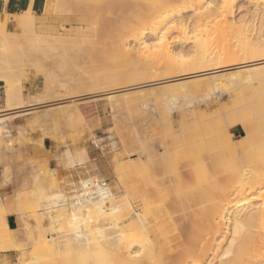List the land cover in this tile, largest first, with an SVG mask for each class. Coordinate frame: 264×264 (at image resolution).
Listing matches in <instances>:
<instances>
[{
  "label": "rangeland",
  "instance_id": "rangeland-1",
  "mask_svg": "<svg viewBox=\"0 0 264 264\" xmlns=\"http://www.w3.org/2000/svg\"><path fill=\"white\" fill-rule=\"evenodd\" d=\"M51 1L50 11L48 14L45 13V10L43 8L41 12L33 15L36 30L35 28L27 26L0 29V123H3L0 124V220L2 216H6L7 218L9 215H14L18 218V229L14 232H5L2 225L0 224V239L2 240V242L0 240V245H3L4 242L10 237V241L15 242L19 246L25 243L24 246L26 247L24 248V246L22 245V247L24 248L23 252H26V254L24 252L26 258L25 256H22L24 257L22 258L15 251L10 252L1 249V245L0 264H19L20 260L23 261V264H53L54 262V264H85L87 263L86 261H88L87 264L91 263L90 259L88 260L84 258L85 256L81 255L80 253L79 255L67 251V254L66 251H62L53 255L48 254L42 251L40 245L38 244L43 236L48 235L52 236L53 238H58L59 236H70L77 231L76 228L79 227L80 232L85 230L91 224L93 218L92 214L88 215V217L92 218H88L86 217L87 215L82 214V217L76 216L78 218H76L77 221H73L74 219H72L73 222H71L73 224L71 223V225H69L68 217H70V215L72 214H70L69 209H67V207L65 206L54 208V205L51 204L52 202H56L57 200H62V198L64 199L66 195H68L67 193L70 192L73 183L77 184L80 177L88 178V176H92L96 179L98 178L104 180V182L108 184L113 190L119 189L120 195H118L117 198L119 205H117L122 206L126 202L125 195L129 190V173H132L135 177V182H132L131 184V186L133 185V190L131 191L134 195L135 193L137 194L138 189L140 190V188L145 189L146 191H149V189H151L150 186H147L148 182L146 181L145 177H147L146 175L148 173L146 174V171L144 170V166L142 164L146 163L147 159L149 160V164H156L161 168L162 172H160V174L162 175L163 179L167 180L170 177V179L168 180H171V182H175L173 180H175L176 176L184 177L182 176V174L185 175L184 166L186 167L187 162L193 163L198 160L204 162L203 160L205 158L202 157L203 154L204 157L210 159V164H213V162L215 164H218V162L222 160L223 157L225 158V156L228 157H226V160L234 161L235 166L240 161L245 160V157L241 158L243 156V153H241L240 150H236V157L235 155L232 156L233 154L228 155L230 153H224L225 148L230 146L234 148L238 145L237 140H240L245 135L244 130L239 125H235L234 127L227 129L228 133L224 136V140H220L219 142V139H217V136L215 134L216 129L214 127H216V123H218L222 118L225 119L227 117L226 115L229 112H232L231 115H234V112H236V114H239L242 111L244 112L246 110L248 106L247 103L249 104L250 102H252L250 104H256V102L258 101V95L255 93L254 89L252 91L247 90V94L245 93L246 90L242 89L241 92H243V95H241V88L239 89L238 85L241 81L240 79L243 80L244 78L250 76V74L253 75L255 68V72L260 70V72L264 71V65H262L264 64V62L262 63L260 62L261 60H259H264V48L262 47L264 46V42H262L264 40V18L262 19V21L261 18L253 17L254 15L252 16L251 14L252 8L254 6L253 4H257V6L263 8V0H254L253 2L242 0L239 3L233 4L232 15L227 16V19L224 20L227 23L226 25H228V27H230V25L232 24L234 28L231 26L232 29L231 27L229 28V30L231 29V31H229L228 29V31L225 30L226 32L223 33L224 36L221 34L220 30L218 31L217 29L213 28V25H215L214 23L216 21V25L217 23H220L223 26L225 25V23L223 24L222 18L216 19L214 22H212V29L211 27L208 28L211 24L208 25L204 30L206 32L201 33V38H203L202 40H205L207 44L206 46L208 49V53H211L213 55H211L210 57L209 54L208 57L211 59H209L211 63L209 62L205 64L207 68L204 65V67L201 66L203 69L200 68V66L191 69L187 67L185 68V66H180V68L176 70V73H178V75L176 74V76L174 75V72L171 74L164 72L165 70L163 71L161 67H159L160 71L158 70V73V71L156 70L158 66L156 67V65L152 64L151 62L148 64V66L152 65L151 71H149L147 68H143V71L141 68L140 71L142 70L143 72H139V67L133 66V68H135L136 70L135 72L137 73V75L134 73L133 75H131V71L133 69H131L132 66H129L127 64H125V67L124 65L122 66L120 63L121 58L118 59L117 56H113L117 54V44L119 48L121 47V49L125 53L127 52L126 54H131L135 57H138L140 55L142 56L143 46L147 44L152 45L156 42L155 35H148L145 37L146 40L142 38V40L137 42L134 40L118 42L115 43L116 46L113 43L115 46L114 48L112 47L113 44L110 47L109 45H107V42L99 41L89 43L86 42L87 38L85 37V34L76 35L74 33L77 29H79V27L65 22L64 18L68 16L69 13H71L72 15L71 11H73V9L75 8L74 6L72 7L73 3H78V6L83 4L84 6L82 5L80 7H83L84 9L85 7L87 8L88 5L94 4L96 0H74L75 2L71 0ZM216 1L217 0H205L202 5L206 7V5H212L213 2ZM46 2L48 3V0ZM46 5L47 4L45 3V6ZM69 6H71L70 11ZM65 8L67 10L66 12L63 10ZM80 10L78 11L80 12ZM194 14V11H187L182 14V17L187 18V20H189L188 22H190ZM22 16H25V13L17 15V17ZM252 25H254L255 29ZM235 26L238 29H240V27H244V36L248 34L246 35L247 37H244V41L246 40V43L247 41H251L249 43L251 45L248 46L249 48L251 47V49H253L254 46V50L260 53L263 52V55L261 57H259L258 59H256V57H253L254 60H251V62H255H253V65L256 64L260 66L253 67L254 69H245V72L243 71V73L245 74H241V76H238L241 77L240 79H238L236 76L234 77L233 75L235 74L228 75V73L236 72L230 68L229 70L227 69L222 71H212L214 69L216 70L218 68H224V66H238L242 63H250L249 60L245 62L248 58V55L245 54L246 50H248V47H245V45L242 47V45L246 43L242 44L239 40V42L235 40ZM251 26L254 30L251 28ZM207 29H209V33L207 32ZM35 31H37L36 36L34 35ZM213 32H217V34H214ZM227 32L231 34H229L228 36ZM197 33L190 30L188 31V35L186 34L182 36L178 31L172 32L171 34L167 35L165 39L167 48L169 49L170 53L172 52L171 55L176 54L175 56L178 63L181 62L178 59L182 60L183 58L185 59L183 60V63L186 64L188 63V60L191 61V59L189 58H194V55H196L195 53L198 49H196L197 46L195 45L194 40H196V37H198L196 36ZM260 34L261 37L259 36ZM206 35L209 37H207ZM230 36H232L233 38H231ZM256 36L258 37L257 39L255 38ZM182 37L187 38V41L182 43ZM206 37L209 40L206 41ZM75 40L77 41L75 42ZM252 42H254V44H257L253 45ZM261 43L263 44L261 45ZM100 44H102L104 47L102 45L100 46ZM105 44L109 46V48L106 49ZM232 45L236 48L237 51L233 49ZM257 45H259V47ZM34 46L37 47L33 48ZM239 46H241V48ZM244 47L246 48V50ZM260 47H262L261 50ZM224 49L225 51L228 50L232 53H236L239 58L236 57L234 61L225 59L226 52H223ZM179 51L181 53H179ZM217 51L221 52H218L217 55ZM242 53L246 55L245 61L243 60L245 56ZM260 53L258 54L259 56L261 55ZM188 55H190L189 58L187 57ZM220 57L223 58V62L221 61L222 58ZM216 58H219V61L221 62L220 64L218 63L219 61ZM248 59H251V56ZM213 60L216 61L214 62ZM241 61L243 62L241 63ZM208 64L210 65V67L207 66ZM217 64H219L220 66ZM126 66L131 69L130 72L129 69H126ZM153 67H155L156 69H152ZM257 68L260 69L258 70ZM185 69H187V71L188 69H190L189 73L185 71ZM192 69L193 72L196 71V73H193L191 71ZM181 70H184L185 73L188 74L184 75L185 73ZM198 70L201 71L199 72ZM246 70H250V74L246 72ZM137 71L140 73V75L142 73H144V75L142 74L143 76L139 77V73ZM146 71L148 73H146ZM179 72L182 73L179 75ZM217 74L223 75L224 77L220 76V78ZM146 75H148V77H146ZM128 76L133 79V81H130V78ZM132 76H135L136 78H132ZM226 77L229 78H227L228 81H226L227 79L225 80ZM121 78L123 79L120 80ZM237 79L239 80V82ZM99 81L100 83H102L101 85ZM193 81L195 84L200 82L198 84L205 85L204 83H208L210 84V86H212L213 84L214 85L212 86V89L210 87L208 91H204V93L207 91V94L201 93L202 91H197L196 93L193 91L194 94H189L192 92V90L190 92L189 88H191L194 84ZM202 81H204V83H202ZM236 81L238 82V85ZM170 85L176 87L173 88ZM229 85H231V87ZM252 85L253 87H256V83H253ZM232 86H234V89L232 88ZM225 87H228V92H226ZM175 89L180 91L177 92ZM232 89L234 91L232 95H230V91H232ZM170 90L172 91V93L170 92ZM181 91L182 93H180ZM228 96H231L230 99ZM239 96V99L241 100L238 99ZM189 99L191 100V102L189 101ZM248 100L250 101L248 102ZM232 101L235 102L233 103ZM239 101H242V103L240 102L241 105L243 104L242 106L240 105V103H238ZM163 103L166 104V106H164ZM231 104L234 105H232V107H229L231 106ZM190 105L191 107H189ZM245 105H247L246 108ZM243 106L244 109H242ZM229 108L231 110H229ZM240 108L242 109L241 112L239 111ZM223 109L225 112L222 113ZM220 110L221 114L219 113ZM167 111H169V113ZM186 112L189 113V115H185ZM216 112L217 116H214L213 114L216 115ZM243 112L241 114H243ZM181 113L186 116V120L190 119L187 117H191V125H189V121H185L187 122L186 124H188L189 128L191 126V130L189 128L186 129L180 126L183 122V120H180V117H183V114L181 115ZM207 113H212V115H209ZM169 114L170 120L168 119ZM202 114H204L203 117L201 116ZM206 116H209V119L208 117L206 118ZM211 118L212 120L214 119V121H212ZM168 120L172 122L168 123L167 125ZM213 124H215V126ZM166 125L170 127L171 132H169L168 128H166ZM202 126H205L206 128L204 129ZM154 127H156V129H153ZM194 127L195 129L197 127L198 132H196ZM166 129L168 130V132L166 131ZM185 129L187 131L189 129L191 133L190 136L188 133H186L187 131ZM192 129H194L195 131L193 132L197 134L201 130V135L205 138L203 145H207L205 149L206 151L200 153H198L199 151H196L192 143L197 141L199 138L197 139V135L195 134L192 135ZM153 130L156 132L153 133ZM146 132L148 137L146 135ZM167 133L172 134L170 135L169 140L167 139L169 135H167ZM184 133L188 134V137ZM164 135H166L167 138L165 139L168 141H165V139L163 141L162 138L165 137ZM176 135L177 137H175ZM259 136L260 138H255V140L258 145L262 146V144H264V141H260V139L264 140V137L263 135ZM228 137H230V140L228 139ZM178 138L180 141L178 140ZM193 138L195 139L193 140ZM155 139L157 141H155ZM170 139H177V146L175 145L176 140H172V142ZM184 139L186 141L184 142L186 146L185 144H181ZM142 140L146 141L147 144H150L148 145L150 146V148L148 147V149L149 151L151 150V153L149 152L146 155L142 153ZM228 140L230 141V143L228 142ZM152 141L155 143H152ZM227 142L229 143L228 146ZM180 144L182 147L180 146ZM225 144L226 146L224 147ZM166 145L167 147H165ZM151 146H154V149H151ZM154 150L157 151L155 155L153 154ZM220 150H223V154L226 155H222V152ZM215 151H220V153H217ZM219 154H221L222 156ZM251 154H244V156H248L246 160L250 161V159L252 158L251 160L256 159L260 161V157L263 158V154H261V152H259L261 156H256L258 154L254 155L255 153L252 155ZM156 155H158L157 158ZM177 155L178 158H175L177 157ZM188 155H191L190 157L192 158L188 159ZM197 157H199L200 159L198 158L197 160ZM159 158L162 163L160 160H158ZM163 158L166 160L164 161ZM175 159H177L178 162L173 161ZM126 161L130 169H126L129 168L126 167ZM207 161L209 163V160H206V163ZM166 164H169V166ZM175 164H180L177 168L178 171H184H182V173L173 171L176 169ZM171 165L173 167H171ZM131 166H134V168ZM163 166H165V169L163 168ZM132 168L135 169V171H133ZM172 172H175L176 175ZM177 173H179L180 175H177ZM78 174L80 176H78ZM122 177H124L123 180ZM51 178L53 180H51ZM193 179H187V183H181L180 187H175L176 190L178 189V191L183 196H189L192 190H194L192 188L194 187L195 182L199 181L197 177H193ZM41 181L43 182V184ZM55 184L57 187L55 186ZM125 185H127V187ZM183 186H185L186 189L188 187L189 188L186 190ZM221 186H223V184H221ZM182 187L185 190L182 191ZM134 188L136 190H134ZM188 190L190 191V193ZM185 191H187L186 194ZM259 191H264V186L260 190L256 189L255 193L253 192V195H256V193H258ZM60 192L62 193L61 196L59 194ZM54 195L56 196V198L58 197L56 201H54ZM57 195H59L60 197ZM47 196L49 197L47 198ZM247 196L249 195L247 194ZM260 200L262 201V199ZM260 200L250 201L251 206L250 204L248 205V207L246 206L247 210H249V208H254V205H261ZM49 202L51 203L49 204ZM135 205H138V203H135ZM167 207H170L167 208V211L173 214V206L170 204ZM50 210L58 211L55 215V219L53 220V226H51L52 220L50 221V218H48V212H51ZM80 210L82 211V209ZM170 210H172L173 212ZM76 211L78 210H75V213ZM137 211L141 212V208H139V206L137 207ZM73 215L75 214L73 213L71 218H75ZM231 216H227L223 221V225L219 231L220 233H218L216 237L213 238L214 241L208 248V255L206 254L204 261L200 264H218L219 261L222 260L220 255L226 249L228 242L233 236L229 232L231 229L229 227L231 224ZM64 217L66 218L63 219ZM190 224L191 223L189 221L185 222V225L189 226ZM86 225L87 227H85ZM171 229L172 226L170 227V229L169 227H166L164 229V232H170L172 231ZM7 235L9 237L6 238ZM2 236H4V239H6L4 240V242ZM35 248L39 254L36 251L34 252ZM134 251H136V249ZM82 260L85 263L81 262Z\"/></svg>",
  "mask_w": 264,
  "mask_h": 264
},
{
  "label": "bare ground",
  "instance_id": "bare-ground-1",
  "mask_svg": "<svg viewBox=\"0 0 264 264\" xmlns=\"http://www.w3.org/2000/svg\"><path fill=\"white\" fill-rule=\"evenodd\" d=\"M50 1L51 0H48V3L46 2L47 5L44 6V10H45L46 14H48L50 11ZM71 1H74V0H71ZM204 1L205 0H99V1L96 0L95 3L92 2L94 4L88 5L87 8L85 7L84 9H83V7L82 8L80 7L83 4L78 6V3H75L76 5L73 3L74 5L72 4V7L74 6L75 8L73 9V11H71L72 15H71V13H69V14L67 13L68 16H66L64 18V21L68 22L69 24L78 26L79 29H77L74 33L76 35L85 34V37L87 38L86 42H89V43L99 42V41L100 42H107L108 43L107 45H109L110 47L113 43L115 44L118 42H126L128 40H134L137 42V41L142 40V38L145 39V37L148 35H155L156 36V42L152 45H149V44L144 45L142 48L143 49L142 56L140 55L138 57H135L131 54L130 55L126 54L127 52L125 53L121 49V47L119 48L118 44H117V46L115 44L116 48H118L116 50L117 54L113 55V56H117L118 59L121 58L122 61L120 59V63L122 66L124 65V67H125V64L132 66L131 69L133 68V66L139 67V72H141L143 70V68H147L149 71H151L152 65L148 66V64L151 62L152 64H155L156 67L158 66L157 69L155 67H153L152 69H156L157 71L158 70L160 71L159 67H161V69H163V71L165 70L164 72L170 73V74L174 72L175 73L174 75L176 76V74L178 75V73H176L177 72L176 70H178L180 68V66H185V68L187 67L190 69L196 68L198 66H200V68H202L201 66H203V65L205 66V64L210 62L211 59L208 57H209V54H210V57L212 54L208 53V51H207L208 49L206 46L207 44H206L205 40L204 41L202 40L203 38H201V36H202L201 33L206 32L204 30L207 28V26L211 24L208 27V28H210L212 26V22H214L216 19L222 18L223 24L225 23V25L223 26L220 23H217V25H216V22H217L216 21L214 23L216 26L213 25V28L217 29L218 31L220 30L221 34L224 36L223 33L226 32L225 30H227V29L229 30V28L232 26V24L230 23L231 25H230V27H228V25H226L227 23L225 22L224 19H227V16L232 15L233 4L239 3L242 0H217L216 2H213L212 5H206V7L204 5H202ZM248 1L253 2L254 0H248ZM51 4H52V1H51ZM253 5L254 6H253L252 11H251L252 16L254 15L253 17H259L262 20L264 18V5H263V8H260L259 6H257V4H253ZM70 9H71V6H69V11H70ZM77 9L78 10L81 9L80 12ZM63 10L65 12L67 11L66 8ZM187 11H194V13H195L193 15V17L191 18L190 22H188L189 20H187V18L182 17V14L187 12ZM63 12H62V14H63ZM33 17L34 16L31 12H25V16H22V17H17V15H9V16L5 15L0 20V29L15 28V27H19V26H21V27L27 26V27L35 28V23H34ZM253 20H254V18H253ZM252 26L254 28V25H252ZM252 26H251V28H252ZM232 27H231V29H232ZM211 29H212V27H211ZM231 29L229 31H231ZM235 29H233L236 31L235 32L236 34H234V35H236L235 40L236 41L239 40L240 43H242V44L246 43L245 42L246 40L244 41V37H247L246 35H248V34H246L244 36V34H245L244 33V27H240V29H238L236 27ZM35 30H36V28H35ZM61 30H66V29H61ZM190 30L192 32H196V33L200 32V33H197L200 35L196 34V36H198L199 38L196 37L197 39L194 40L195 41L194 43L197 46V48L196 47L195 48L198 50L196 51V53H195L196 55H194V58H189L190 55L187 56L189 59H191V61L186 59V60H188V63H186V61H185L186 64H184L183 60H185V59L182 58V60H181V59L177 58L178 60L181 61L178 63L176 60V56H175L176 54L171 55L172 52L171 53L169 52V49L167 48V44L165 42V39H166L167 35L171 34L172 32L178 31L183 36L186 34L188 35V31H190ZM260 31H262V30H260ZM207 32L209 33V29H207ZM217 32H215V33L217 34ZM36 33H37V31L34 32L35 36H36ZM229 34H231V33L227 32L228 36H229ZM58 35H60V34H58ZM63 35H65V34H63ZM216 36H218V35H216ZM232 36H230V37L233 38L234 36L233 37ZM259 36L261 37V34ZM207 37H209V36H207ZM207 37H206V41L209 40V39H207ZM62 38H64V37H62ZM83 38H84V36H83ZM212 38H213V36H212ZM255 38L257 39L258 37L256 36ZM181 39L183 41V42L181 41L182 43L187 41V38L182 37ZM255 40H254V42H255ZM55 41H57V40H55ZM76 41L77 40H75V42ZM261 41H262V39H261ZM212 42H213V39H212ZM250 42L247 41V43H246L247 45L243 44L242 47L244 45H245V47L250 46L251 45V44H249ZM254 42H252L253 45L257 44V43L254 44ZM262 42H264V40ZM53 44H55V43H53ZM114 44L112 46L113 48L115 47ZM262 44L263 43H261V45ZM101 45L102 44H100V46ZM107 45L105 44L106 49L109 48V46H107ZM32 46H33V44H32ZM208 46H209V44H208ZM257 46L259 47V45H257ZM36 47L37 46H34L33 48H36ZM55 47H56V45H55ZM232 47H233V45H232ZM239 47L241 48V46H239ZM262 47L264 48V46H262ZM262 47H260V50L262 49ZM233 49L236 50L235 47H233ZM237 49H238V47H237ZM98 50H100V49H98ZM193 50H195V49H193ZM245 50H246V48H245ZM241 51H240V53H241ZM218 52L219 51H217V55H218ZM223 52H226L225 53V59H227V60H231V61L233 60L234 61L235 58L238 57V55H236V53H232L228 50L225 51V49H224ZM223 52H222V54H223ZM243 52H244V49H243ZM179 53H181V52L179 51ZM259 53L260 52L254 50V46H253V49H251V47L250 48L248 47V50H246L245 54L248 55V58L251 56V59L247 58V60H246L245 59L246 55H244L243 53L242 54L245 56L243 60L244 61L246 60L245 62H247L249 60L250 63H242L243 61H241V63H242L241 65L229 66V67L224 66V68L222 67V68H218L216 70L214 69L212 71H222V70H227V69L229 70V68H230L236 72L228 73V75L229 74H231V75L235 74L233 76L234 77L236 76L238 79H240L241 77H238V76H241V74L244 75L245 73H243V71L245 69H247V70L249 68L254 69L253 67H259L260 66V65H256V64L253 65L255 63L254 61H253L254 63L251 62V60H254L253 57H256V59H258L259 57H261L263 55V52L260 53L261 54L260 56L258 55ZM222 54H221V56H222ZM143 55H145V56H143ZM177 56H178V53H177ZM215 56H216V54H215ZM220 58H222V57H220ZM192 59L193 60L195 59V60L193 61ZM216 59H218V61H219V58H216ZM259 60H261L260 62H262V63L264 62L263 59H259ZM213 61L215 62L216 60H213ZM221 61L223 62V58ZM189 62H191V63H189ZM238 62H237V64H238ZM52 63H53V61H52ZM218 63L220 64L221 62L219 61ZM219 64H217V65H219ZM232 65H233V63H232ZM262 65H264V64H262ZM146 66H148V67H146ZM207 66L210 67L209 64ZM141 68H142V70L140 71ZM181 68H184V67H181ZM126 69H129V72L131 71V69L128 67ZM133 69H134V71H133ZM133 69H132L133 72L131 71V75H133V73L137 75V73L135 72L136 71L135 68H133ZM190 69H188V71H187V69H185V71H187L189 73ZM209 70H210V68H209ZM247 70H246V72H248L250 74V70L249 71H247ZM255 70H256V68L254 69V73L252 70L253 75H251V74H250V76L246 75V76H248L246 78H244L242 76L244 79L243 80L240 79L241 80L240 82L237 79L239 82V85H238L237 81H236V83H237L239 89L241 88L240 92L242 89H244V90H246L245 93L247 94V90L252 91L254 89L255 93L258 95L257 96L258 101L256 102V104H250L252 102H250L248 104L245 101L248 105V106L245 105V108L247 106L246 110L244 112L242 111V109H244V106L242 109L241 108H240V110L238 109L240 112L242 111L243 114H241L242 113L241 112L239 114L237 113L238 114L237 115L236 112H234V115H231L232 112H229L230 114L228 113L229 115L227 114L226 115L227 117L225 119L222 118L220 121L218 120L219 122L216 123V127H214L216 129L215 134L217 136V139H219V142H220V140H224V136L228 133L227 129L232 128L235 125H239L244 130L245 135L240 140L239 139L237 140L238 145L234 148L231 146L225 148L224 153H226V154L230 153L228 155L233 154L232 156H234L237 153L236 150H238V151L240 150L241 153H243V156L241 158L245 157L244 158L245 160L240 159L242 161H240L235 166V162L230 161V160H226L228 157L225 156V158L223 157V159L220 160L218 162V164H215L213 162V164H214L213 165V164H210V159H208L207 157H204V154L202 153L203 154L202 157L205 158L206 160H209V163H208V161L206 163L205 159L203 160L204 162L199 161L198 160L199 157H197L198 161H195L193 163L187 162L186 167L184 166V170H185L184 174L185 175L182 174V176H184V177L176 176V178L174 177L175 180H173L175 182H171V180H168V179H170V177L167 180L163 179L162 175L160 174V172H162L161 168L158 167L156 164H149V160L147 159L146 163H142V164L144 166L143 168L146 171V174L148 173L146 175L147 177H145L146 181L148 182L147 186H150L151 189H149V191H146L145 189L140 188V190L138 189L137 194L135 193V195H134L133 192L131 191V190H133L132 189L133 185L131 186V184H132V182L133 183L135 182L134 181L135 177L132 173H129L128 174V181L130 182L129 183V190H128V192H126L127 194L125 195V201L126 202L122 206L121 205L118 206L119 202L117 201L118 195H120L119 189L113 190L108 184H106L104 182V180H101L98 178L96 179L92 176L91 177L88 176V178L80 177L77 184L73 183V186L69 192L70 194L67 193L68 195H66V197L64 196L65 197L64 199L62 198V200L60 199L57 201H56V199H58V197L56 198V196L54 195L53 198H55L54 201H56V202L51 201L52 203L49 202V204L50 203L53 204L54 208L65 206V207H67V209H69L70 214L71 213L75 214V215H73L75 218H71L72 214L70 215V217H68V220H69L68 224L69 225H71V223L73 221H77L76 218L78 216L82 217L83 216L82 214L87 215L86 217H88L89 214H92L93 218L88 217V218H92L91 224L88 227H87V225H88L87 224L85 226L87 228L85 230L82 229L83 231H80V232H79V227L76 226V227H78V228H76L77 231L70 236H59L58 238H53L52 236H48V235L43 236V238L38 242L42 251H44L48 254H51V255L56 254V253H60L62 251H64V252L66 251V253H67V251L73 252V254L74 253L75 254L80 253L81 255L85 256L84 258L91 260V263H89V264H200L204 261V258L206 257V254L208 252V248H209L210 244L214 241L213 238H215L216 235L218 233H220L219 231L223 225V221L225 220V218L227 216L232 215L230 217L231 224L229 227L231 229L229 232L233 236L230 239V241L228 242L226 249L220 255L222 260H220L219 263L218 262L217 263L218 264H264V191H259L258 193H256V195H253V192L255 193L256 189L260 190L264 186V146H263L264 144H262V146H263L262 147V146L258 145L256 140H255V138H260L259 135H263V137H264V71L260 72L261 71L260 70V71L255 72ZM159 71H158V73H159ZM181 71L185 73L184 70H181ZM191 71L193 72V69ZM203 71H205V70H203ZM146 73H148V72L146 71ZM181 73L179 72V75ZM188 73H185L184 75H186ZM193 73H196V71ZM248 73H246V74H248ZM142 74L144 75V73H142ZM142 74L140 75V73H139L138 74L139 77H142L143 76ZM170 74H169V76H170ZM210 75H213V74H210ZM218 76L220 77L223 75H218ZM133 77H135V76H132V78ZM146 77H148V75H146ZM227 78L228 77H226L225 80ZM122 79L123 78H121L120 80H122ZM228 79L226 81H228ZM126 80H127V77H126ZM131 80L133 81V79L130 78V81ZM99 83H100V81H99ZM193 83H194V81H193ZM198 83H200V82H198ZM198 83L197 84L194 83L193 85L191 84L192 85L191 88H189V86H188L190 92L192 90V92L189 94H192L193 91L195 93L197 91L198 92L202 91L201 93H204V91L205 90L208 91V89L210 87L212 89V86L214 85L213 84L212 86H210V84L204 83V81H202V83H204L205 85H201ZM253 83H256V87H253V85H252ZM101 84L102 83H100V85ZM119 84H121V83H119ZM185 84H186V82H185ZM232 84H233V82H232ZM231 85H229V86L231 87ZM170 86H172V85H170ZM168 87H169V85H168ZM174 87H176V86H174ZM228 87H225L226 92H228L227 91ZM233 87L234 86H232V88ZM213 89H214V87H213ZM233 89H232V91L229 90L231 92L230 95H232V93L234 91ZM189 90H188V92H189ZM217 90H219V89H217ZM176 91L179 92L180 90H176ZM170 92L172 93L171 90H170ZM206 92L204 94H207ZM180 93H182V91ZM241 95H243V92H241ZM204 96H206V95H204ZM230 97H229V99H230ZM239 98H240V96L238 97V99ZM239 100H241V99H239ZM189 101L191 102L190 99H189ZM249 101L250 100H248V102ZM240 102L242 103V101H239L238 103H240ZM241 103H240V105H241ZM232 105H234V104H231V106H229V107H232ZM164 106H166V104H164ZM189 107H191V105ZM224 109L222 110V113L225 112ZM229 110H231V109L229 108ZM167 112L169 113V111H167ZM197 112H199V111H197ZM217 112H219V111H217ZM217 112H216V115L215 114H213V115L217 116ZM219 113L221 114V110ZM182 114L183 113H181V115ZM207 114H209V113H207ZM185 115H189V113L186 112ZM209 115H212V113ZM201 116L203 117L204 114H202ZM169 117H170V114L168 116V119H169ZM185 117L186 116H184V114H183V117L182 116L180 117V120L181 121L183 120V122L180 126L187 129L189 127H188V124H186V123L189 121L188 123H189V125H191L190 124L191 117L190 116L187 117V118H190L187 120ZM207 117L209 119V116H206V118ZM169 120L167 121V125H168V123L172 122ZM194 120H195V117H194ZM204 120H205V117H204ZM211 120H212V118H211ZM185 121H187V122H185ZM212 121H214V119ZM0 124H3V123H0ZM203 124H201V125H203ZM213 125L215 126V124H213ZM170 126H172V125H170ZM156 127H154L153 129H156ZM202 127L204 129L206 128L205 126H202ZM166 128H168L169 132H171L169 126H167ZM171 129H172V127H171ZM189 129L191 130V126ZM189 129H188V131L186 130L187 131L186 133H188L190 136L191 133H190ZM194 129H195V127H194ZM194 129H192V131H191L192 135L193 134L197 135V139L198 138L199 139L198 140L196 139L197 141H195L192 144L194 145L196 151H199L198 153L206 151L205 149H206L207 145L206 144L203 145L205 138L202 137L201 130L199 132L200 134L198 133L199 134L198 135L197 133L193 132L195 130H196V132H198L197 127L195 130ZM168 130L166 129L167 132H168ZM185 130H184V132H185ZM209 131H211V130H209ZM152 132L154 133L156 131L153 130ZM213 132H214V130H213ZM186 133H184V134H186ZM168 134L169 133H167V135ZM188 134H186L187 137H188ZM146 135H147V132H146ZM170 135H172V134L170 133L168 135V138L166 137V135H164L165 137L162 138L163 141L165 138H167L169 140ZM179 135H181V134H179ZM256 135L259 137H257ZM147 137H148V135H147ZM175 137H177V135ZM134 138H135V136H134ZM229 138L230 137H228V139ZM156 139H155V141H157ZM189 139H188V141H189ZM194 139L195 138H193V140ZM168 140L165 139V141H168ZM170 140L172 141L173 139H170ZM175 140H176L175 145L177 146V139H174L173 141H175ZM178 140H179V138H178ZM214 140H215V138H214ZM229 140H228V142L230 143ZM254 140H255V142H254ZM153 141H152V143H155ZM260 141H264V140L260 139ZM184 142H186L185 139L181 144L182 145L185 144ZM224 142H226V141H224ZM228 142H227V146L229 145ZM258 142H259V139H258ZM172 144H174V143H172ZM181 144H180V146H181ZM141 145H143L142 146L143 147L142 153H144L145 155L151 151V150L149 151V149H148V147L150 148V146H148L150 144H147L146 141L141 142ZM141 145H139V146H141ZM180 146H179V148H180ZM185 146H186V144H185ZM225 146H226V144L224 145V147ZM153 147L151 146V149H154ZM165 147H167V145ZM209 147H210V145H209ZM162 148H163V146H162ZM187 148H188V146H187ZM222 148H223V144H222ZM139 149H140V147H139ZM212 149H213V147H212ZM219 149H220V146H219ZM209 151H211V150H209ZM220 151L219 152L215 151V152L220 153ZM156 152L157 151L154 150L153 154L155 155ZM212 152H214V151H212ZM259 152H261V154H263V158L260 157L261 160L259 159L260 161H258L256 159L255 160L253 159L254 160L253 161V160H251L252 158L249 161V160H246L248 156L247 157L244 156V154L248 155L251 153L252 154L255 153L254 155L258 154L256 156H259L260 155ZM153 154H151V155H153ZM221 154L226 155V154H223V152ZM221 154H219V155H221ZM157 156L158 155H156V158H157ZM168 156H170V155H168ZM188 156H189L188 159L192 158V157H190L191 155H188ZM236 156L237 155H235V157ZM142 158H144V157H142ZM153 158H155V157H153ZM175 158H178V155ZM169 159H170V157H169ZM158 160H160V158ZM163 160L165 161L166 159L163 158ZM180 160H181V157H180ZM193 160H190V161H193ZM173 161L178 162L177 159H175ZM257 161H258V163H257ZM161 163H162V161H161ZM126 164H127V161H126ZM166 165L169 166V164H166ZM175 165H176V169L173 171L177 172L178 171L177 168L180 164H178V165L175 164ZM165 166H163V168ZM168 166H166V167H168ZM126 167H129L128 164L126 165ZM131 167L134 168V166H131ZM141 167H142V165H141ZM171 167H173V166L171 165ZM133 168H132V170L135 171V169H133ZM174 168H175V166H174ZM126 169H130V167L126 168ZM180 169H181V166H180ZM184 170H182V171H184ZM171 171H172V169H171ZM182 171L181 172L178 171V172L182 173ZM141 174H142V172H141ZM173 174H175V172ZM144 175H140V176H144ZM177 175H180V174L177 173ZM78 176H80V175L78 174ZM189 177H190V179H189ZM193 177H197L199 181L195 182V185L192 188L194 190H192V192L189 196H183L178 191V189L176 190L175 187H177V188H178V186L180 187L181 183L186 184L187 183L186 180L187 179L192 180ZM123 178L124 177H122V180H123ZM54 179H56V178H54ZM42 180H43V178H42ZM51 180H53V179L51 178ZM193 181H194V179H193ZM195 181H196V179H195ZM121 182H123V181H121ZM140 183H141V181H140ZM42 184H43V182H42ZM56 184H55V186H56ZM221 184H223V186H221ZM125 186L127 187V185H125ZM183 187L186 189L185 186H183ZM183 187H182V191L185 190V189H183ZM190 187H192V186H190ZM52 190H53V188H52ZM134 190H136V189L134 188ZM125 191H127V190H125ZM186 192L187 191H185V194H186ZM189 193H190V191H189ZM189 193H187V194H189ZM56 194H57V192H56ZM59 194H60V196L62 195L61 192ZM247 194L249 196H247ZM244 195L247 197H245ZM57 196H59V195H57ZM48 197L49 196H47V198ZM260 199H262V201ZM253 200H255V201L260 200L261 205H259V206L254 205V208H249V210H247V207L250 204V201H253ZM135 203H138V205H135ZM39 204H41V203H39ZM170 204L174 208L173 214L170 213L169 211H167V208H170L167 206ZM138 206H139V208H141V212L137 211ZM250 206H251V204H250ZM48 207H50V206H48ZM80 209H82V211ZM75 210H78V211H76V213L78 215L75 213ZM170 211H172V210H170ZM11 212H12V210H11ZM57 212L58 211H56V210H52L51 212H48V218H50L49 219L50 221L52 220L51 226H53V224H54L53 220L55 219V215ZM8 213H9V211H8ZM65 218L66 217H64L63 219H65ZM72 219H74V220L72 221ZM0 221H1L0 224L2 225L5 232L10 233L9 229L6 225V216H2ZM56 221H58V220H56ZM186 221H189L191 224L189 226L185 225ZM59 222H60V220H59ZM86 223H88V222H86ZM171 226H172V229H171L172 231L164 232V229L166 227H169V229H170ZM3 237L4 236H2V239L4 242V240H6V239H4ZM7 237H9V236L7 235L6 238ZM8 239L6 241H8ZM10 240H11V238L9 239L8 242L5 241L3 245L1 244L2 248L1 247L0 248L7 250V251H10V252L15 251L19 254L20 257L25 256V258H26V255H25L26 252L24 251L25 254L23 252V249L26 248L24 246L25 243L22 244L24 246V248H23L22 245L19 246L15 242L10 241ZM1 242H2V240H1ZM36 248L34 249V252L36 251ZM135 249H136V251H134ZM47 257H48V255H47ZM76 257H77V255H76ZM22 258H24V257H22ZM223 258H224V260H223ZM75 260H76V258H75ZM78 262H80V261H78ZM81 262H84V261L82 260ZM86 262L88 263V261H86ZM87 263H85V264H87ZM19 264H23V261L20 260Z\"/></svg>",
  "mask_w": 264,
  "mask_h": 264
},
{
  "label": "crops",
  "instance_id": "crops-1",
  "mask_svg": "<svg viewBox=\"0 0 264 264\" xmlns=\"http://www.w3.org/2000/svg\"><path fill=\"white\" fill-rule=\"evenodd\" d=\"M45 3L46 0H0V20L5 15H18L25 12H31L35 15L43 10ZM6 225L9 232L16 231L18 229V218L9 215L6 218Z\"/></svg>",
  "mask_w": 264,
  "mask_h": 264
}]
</instances>
